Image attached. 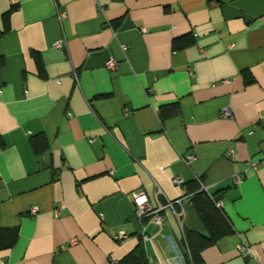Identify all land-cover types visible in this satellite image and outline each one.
Masks as SVG:
<instances>
[{"label": "crops", "instance_id": "0c3cea01", "mask_svg": "<svg viewBox=\"0 0 264 264\" xmlns=\"http://www.w3.org/2000/svg\"><path fill=\"white\" fill-rule=\"evenodd\" d=\"M191 182L233 229L197 264H264V0H0V264H192Z\"/></svg>", "mask_w": 264, "mask_h": 264}, {"label": "trees", "instance_id": "16d2710c", "mask_svg": "<svg viewBox=\"0 0 264 264\" xmlns=\"http://www.w3.org/2000/svg\"><path fill=\"white\" fill-rule=\"evenodd\" d=\"M193 40V37L183 35L174 38L172 47L173 49H180L192 44L194 42ZM246 81H252V78L247 76ZM31 144L35 152H40L42 148H45L46 140L43 134L33 136ZM187 194L205 227L204 233L184 228V239L190 261L192 264H197L201 260V252L203 249L213 245L220 237L230 234L233 229L224 212L221 210V207L216 206L218 199L214 194H209L200 189L198 182H191L188 185ZM15 238L16 235H13L8 245H11ZM119 264H151L146 253L144 242L142 240L139 241L137 245L119 261Z\"/></svg>", "mask_w": 264, "mask_h": 264}, {"label": "built area", "instance_id": "2783aa9c", "mask_svg": "<svg viewBox=\"0 0 264 264\" xmlns=\"http://www.w3.org/2000/svg\"><path fill=\"white\" fill-rule=\"evenodd\" d=\"M13 4H17L19 0H11ZM60 18L64 17V13L59 11ZM144 28H142V32H144ZM54 47L62 48L64 46V39H58L53 42L52 44ZM128 48L127 44H121L122 51H126ZM118 60L114 57H109L106 62L105 66L109 71L114 70L117 67ZM129 113L128 108L124 109V114L127 115ZM222 116L230 117V113L228 110H223ZM180 180L178 178H174L173 182L178 183ZM241 181V177L239 175L234 176V182L238 183ZM202 189L206 190L205 187ZM182 198H177L170 200L168 199L165 204H161L156 199L151 202L150 197L145 192H135L133 193V204L135 207V212L137 217L142 221L149 218V221H152L157 227L161 228L162 226V215L161 212L165 209H172L174 210V205L180 203ZM217 207H221L220 202H216ZM32 211L35 212L36 208H32ZM56 214H58V210H55ZM151 218V219H150ZM143 232L145 231V225L143 226ZM116 238L124 237L123 233H118L115 236ZM144 239H147V236L144 235ZM78 242V238L73 237L69 240V244H75ZM240 254L244 255L245 257H249L252 255L250 246L245 242H242L237 247Z\"/></svg>", "mask_w": 264, "mask_h": 264}]
</instances>
